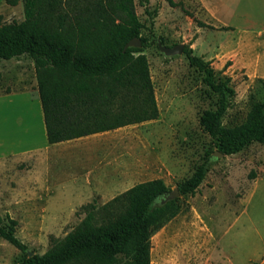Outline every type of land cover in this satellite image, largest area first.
<instances>
[{"label":"rangeland","instance_id":"374dc122","mask_svg":"<svg viewBox=\"0 0 264 264\" xmlns=\"http://www.w3.org/2000/svg\"><path fill=\"white\" fill-rule=\"evenodd\" d=\"M174 1L133 0L147 40L139 48L159 109L154 120L49 144L33 61L0 59V215L17 220L15 235L28 251L41 254L50 237L71 230L81 204H102L154 178L170 190L208 159L196 191L179 195L177 213L151 234L149 264H264V143L215 156L199 115L217 96L183 53L165 56L156 47L159 38L187 45L218 78L228 77L234 94L221 123L239 124L252 100L264 102V30L256 32L264 0ZM0 15L22 20V1L0 0ZM24 257L0 238V264Z\"/></svg>","mask_w":264,"mask_h":264},{"label":"trees","instance_id":"16d2710c","mask_svg":"<svg viewBox=\"0 0 264 264\" xmlns=\"http://www.w3.org/2000/svg\"><path fill=\"white\" fill-rule=\"evenodd\" d=\"M21 1L22 20L5 22L0 15V59L27 55L33 61L47 143L158 117L147 59L139 47L124 49L133 37L140 39L141 47L147 41L139 36L142 24L133 0ZM182 53L217 96L215 106L199 115V125L216 141L217 151L233 154L253 141L264 143V102L252 100L242 122L222 125L234 94L228 77L218 78L210 61L189 46L184 45ZM207 163L203 160L176 185L180 195L196 191ZM168 190L162 179L154 178L102 204L95 199L81 204L80 221L64 236L50 237L41 254L28 255L26 244L15 235L17 220L8 215H0V238L24 252L16 264H149L151 234L179 208L178 197L162 202Z\"/></svg>","mask_w":264,"mask_h":264},{"label":"water","instance_id":"95a60500","mask_svg":"<svg viewBox=\"0 0 264 264\" xmlns=\"http://www.w3.org/2000/svg\"><path fill=\"white\" fill-rule=\"evenodd\" d=\"M156 44H157L158 50L160 52H162L165 56H172V55H176V54L178 55V54H182V52H183L184 44H182V43H177V44H174L172 46H167V45L161 43V41L159 39H157ZM140 45H141V42H140L139 38L133 37L125 43L124 49L126 47H129V46L139 47ZM220 154H222V153L219 151L214 152L215 156L220 155ZM179 195H180V193H179L177 187H174V188L168 190L164 194V198H163L162 202L169 200V199H173L175 197H178ZM27 252H28L29 256L33 254V252H31V251H27Z\"/></svg>","mask_w":264,"mask_h":264},{"label":"crops","instance_id":"0c3cea01","mask_svg":"<svg viewBox=\"0 0 264 264\" xmlns=\"http://www.w3.org/2000/svg\"><path fill=\"white\" fill-rule=\"evenodd\" d=\"M262 23H264V22H260V24H258V26H260ZM263 30H264V27H262V29H260V30L258 29L256 32H262ZM75 139H76V138H75ZM54 144H55V143H54ZM139 182H141V181H139ZM114 185H115V182H114ZM115 186H116V185H115ZM131 186H132V185H131ZM126 189H127V188H126ZM114 195H116V194H114ZM114 195H110V196L107 197V198L110 199V198L113 197ZM102 196L104 197L105 194H102L101 197H102ZM108 199H107V200H108Z\"/></svg>","mask_w":264,"mask_h":264}]
</instances>
